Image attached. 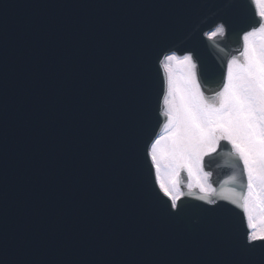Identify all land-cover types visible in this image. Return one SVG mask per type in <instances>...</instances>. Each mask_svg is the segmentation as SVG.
<instances>
[{"label": "water", "instance_id": "1", "mask_svg": "<svg viewBox=\"0 0 264 264\" xmlns=\"http://www.w3.org/2000/svg\"><path fill=\"white\" fill-rule=\"evenodd\" d=\"M255 12L251 0H0V261L260 264L240 255L244 210L188 196L184 169L187 211L164 214L147 143L166 119L162 56L194 53L215 97ZM220 21L228 35L209 39ZM202 168L218 193L244 190L228 141Z\"/></svg>", "mask_w": 264, "mask_h": 264}, {"label": "snow or ice", "instance_id": "2", "mask_svg": "<svg viewBox=\"0 0 264 264\" xmlns=\"http://www.w3.org/2000/svg\"><path fill=\"white\" fill-rule=\"evenodd\" d=\"M251 3L256 6L259 19L241 33L243 46L239 57L232 56L227 61L226 78L215 97H206L202 91L199 62L194 59V53L177 55L171 51L162 56L159 62L166 73L162 113L166 118V134L147 143L156 181L169 202L163 208L164 214L175 219L187 211L181 203L185 193L179 179L184 169L192 178L188 196L209 204H215L218 199L230 201L244 210L249 230L240 244V255L259 256L260 264H264V228L257 232L252 227L254 210H259L264 220V0H251ZM206 35L209 39L225 38L228 25L220 21ZM173 63L183 69L181 77L174 76ZM220 141H228L242 161V174H246V182L241 184L243 191L218 193L207 182L211 173L203 172L202 160L216 150ZM162 168L167 180L161 176ZM193 189H198L200 194Z\"/></svg>", "mask_w": 264, "mask_h": 264}, {"label": "rangeland", "instance_id": "3", "mask_svg": "<svg viewBox=\"0 0 264 264\" xmlns=\"http://www.w3.org/2000/svg\"><path fill=\"white\" fill-rule=\"evenodd\" d=\"M172 70H173V74H174L175 77H181L184 74L183 69H181L178 66H176L175 63H173V65H172ZM165 134H166V130L164 128L161 135H165ZM161 176L165 180L168 179V176L165 175L163 168L161 169ZM190 182H192V178H190L189 183ZM207 182L210 184V182L208 180V177H207ZM252 227L257 232H259L261 230V228H264V220H262L261 213L259 212V210H254V212H253Z\"/></svg>", "mask_w": 264, "mask_h": 264}]
</instances>
